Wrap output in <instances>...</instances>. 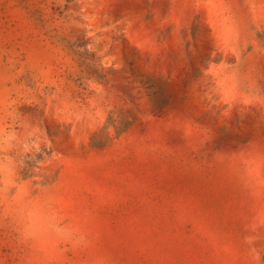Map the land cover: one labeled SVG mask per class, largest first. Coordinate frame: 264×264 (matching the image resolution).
Instances as JSON below:
<instances>
[{"label": "rangeland", "instance_id": "374dc122", "mask_svg": "<svg viewBox=\"0 0 264 264\" xmlns=\"http://www.w3.org/2000/svg\"><path fill=\"white\" fill-rule=\"evenodd\" d=\"M0 264H264V0H0Z\"/></svg>", "mask_w": 264, "mask_h": 264}]
</instances>
